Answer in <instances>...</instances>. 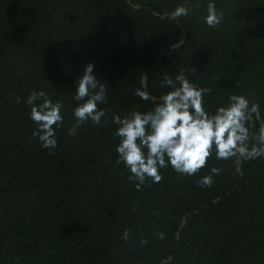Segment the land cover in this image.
Here are the masks:
<instances>
[{
	"label": "trees",
	"instance_id": "16d2710c",
	"mask_svg": "<svg viewBox=\"0 0 264 264\" xmlns=\"http://www.w3.org/2000/svg\"><path fill=\"white\" fill-rule=\"evenodd\" d=\"M207 2L0 0V264H264V158L236 171L213 156L191 177L168 167L140 191L117 163L111 115L155 106L135 95L146 72L156 100L169 91L165 73L192 66L211 89L210 109L251 93L264 116V0H215L224 12L216 28L201 19ZM181 4L190 15L168 20ZM88 63L110 89L99 105L109 123L68 136L74 82ZM32 90L64 105L51 151L32 137ZM211 167L220 174L199 187Z\"/></svg>",
	"mask_w": 264,
	"mask_h": 264
},
{
	"label": "clouds",
	"instance_id": "9594fccd",
	"mask_svg": "<svg viewBox=\"0 0 264 264\" xmlns=\"http://www.w3.org/2000/svg\"><path fill=\"white\" fill-rule=\"evenodd\" d=\"M190 13L191 7L181 4L166 18L178 22ZM223 18L224 12L217 9L215 0H208L207 14L201 17L203 23L216 28ZM94 69V64H86L74 82L72 94L77 103L72 110L74 123L66 132L68 136L77 135V130L89 122L93 126L109 123L107 117L111 110L99 105L107 103L110 89L94 74ZM202 75L201 72L197 78V69L192 66L172 75L165 73L160 86L169 91L158 100L151 97L146 83L135 92L141 100H152L155 105L152 109L133 111L123 117L111 115V123L117 126L113 133L118 139L117 163L129 172L128 178L137 191L147 182L160 183L161 169L168 167L182 177H191L198 175L213 156L216 160H231L236 171L244 161L264 158V116L260 104L251 99V93L233 92L228 95L226 105L210 109L205 97L211 89L197 84ZM16 102L20 103V97H16ZM25 104L30 108L29 119L35 125L32 137L42 148L55 149L57 130L64 125L63 103L50 99L44 90H32ZM220 172V168L211 167L209 174L200 176L197 185L211 187L213 177ZM155 235L165 239L164 232ZM129 236V230L125 229L121 239L127 241ZM147 243V239L141 238V245Z\"/></svg>",
	"mask_w": 264,
	"mask_h": 264
},
{
	"label": "water",
	"instance_id": "95a60500",
	"mask_svg": "<svg viewBox=\"0 0 264 264\" xmlns=\"http://www.w3.org/2000/svg\"><path fill=\"white\" fill-rule=\"evenodd\" d=\"M129 3H130V0H127ZM136 9L139 8V7H135ZM183 42L179 43V44H176L174 46L171 47V49H176L178 47H180L182 45ZM147 76H148V72H146L144 75H143V79H142V86L144 87L145 86V83H146V87H147ZM145 79H146V82H145ZM155 99V98H154ZM156 100V99H155ZM178 237H179V234H178Z\"/></svg>",
	"mask_w": 264,
	"mask_h": 264
},
{
	"label": "rangeland",
	"instance_id": "374dc122",
	"mask_svg": "<svg viewBox=\"0 0 264 264\" xmlns=\"http://www.w3.org/2000/svg\"><path fill=\"white\" fill-rule=\"evenodd\" d=\"M130 1H131V0H130ZM218 161H220L221 163H224L223 160H218ZM239 170H240V169H239ZM185 224H186V219H184L183 222H182V225H185ZM178 238H179V237H178Z\"/></svg>",
	"mask_w": 264,
	"mask_h": 264
}]
</instances>
